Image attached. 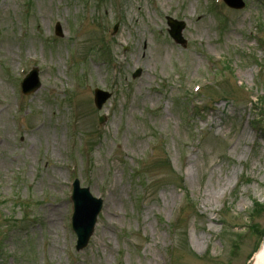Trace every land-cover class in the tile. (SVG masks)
I'll list each match as a JSON object with an SVG mask.
<instances>
[{
  "label": "rangeland",
  "instance_id": "374dc122",
  "mask_svg": "<svg viewBox=\"0 0 264 264\" xmlns=\"http://www.w3.org/2000/svg\"><path fill=\"white\" fill-rule=\"evenodd\" d=\"M244 2L0 0V264L252 262L264 243L247 228L264 230V0ZM166 17L185 23V48ZM32 68L41 87L24 97ZM94 89L112 95L100 111ZM75 179L103 201L80 252Z\"/></svg>",
  "mask_w": 264,
  "mask_h": 264
},
{
  "label": "water",
  "instance_id": "95a60500",
  "mask_svg": "<svg viewBox=\"0 0 264 264\" xmlns=\"http://www.w3.org/2000/svg\"><path fill=\"white\" fill-rule=\"evenodd\" d=\"M224 2L233 9H242L244 4L242 0H224ZM167 25L170 27L169 34L177 43L184 46L185 42L181 38V32L184 28L182 23L167 18ZM57 34L60 35L59 29ZM138 74V73H137ZM39 87L36 71H33L23 82L22 89L25 94H29L37 90ZM110 97L109 94L96 90L94 92V103L97 109H101L102 105ZM72 201L74 204V213L72 216V229L77 236L76 250L83 249L89 237L93 232L96 216L101 208V200L93 198L87 189H80L78 182L73 184Z\"/></svg>",
  "mask_w": 264,
  "mask_h": 264
},
{
  "label": "bare ground",
  "instance_id": "6f19581e",
  "mask_svg": "<svg viewBox=\"0 0 264 264\" xmlns=\"http://www.w3.org/2000/svg\"><path fill=\"white\" fill-rule=\"evenodd\" d=\"M251 264H264V244L260 251L255 255Z\"/></svg>",
  "mask_w": 264,
  "mask_h": 264
}]
</instances>
